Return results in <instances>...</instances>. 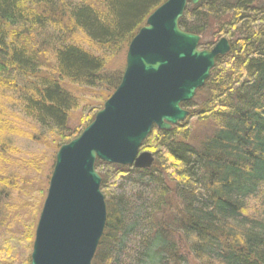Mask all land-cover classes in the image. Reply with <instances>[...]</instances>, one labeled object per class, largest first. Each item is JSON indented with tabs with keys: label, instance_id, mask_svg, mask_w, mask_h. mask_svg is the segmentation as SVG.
Masks as SVG:
<instances>
[{
	"label": "trees",
	"instance_id": "obj_1",
	"mask_svg": "<svg viewBox=\"0 0 264 264\" xmlns=\"http://www.w3.org/2000/svg\"><path fill=\"white\" fill-rule=\"evenodd\" d=\"M164 1L0 0V264L9 256L29 264L35 224L17 233L5 224L24 185L18 171L40 178L51 159V173L59 147L121 80L107 60L125 53ZM211 23L230 50L181 104L198 129L187 121L153 128L141 145L154 157L148 170L95 163L106 223L91 264H264V0H201L187 5L179 27L207 50L216 42L202 41ZM86 90L104 92L101 103L71 124ZM22 240L27 254L16 261L11 244L25 250Z\"/></svg>",
	"mask_w": 264,
	"mask_h": 264
},
{
	"label": "water",
	"instance_id": "obj_2",
	"mask_svg": "<svg viewBox=\"0 0 264 264\" xmlns=\"http://www.w3.org/2000/svg\"><path fill=\"white\" fill-rule=\"evenodd\" d=\"M200 1L165 0L147 16L127 46L118 86L82 132L56 151L29 264H91L106 223L96 161L148 170L154 158L141 145L152 129L168 131L188 117L181 104L230 50L225 38L200 50V36L179 27L187 5Z\"/></svg>",
	"mask_w": 264,
	"mask_h": 264
},
{
	"label": "rangeland",
	"instance_id": "obj_3",
	"mask_svg": "<svg viewBox=\"0 0 264 264\" xmlns=\"http://www.w3.org/2000/svg\"><path fill=\"white\" fill-rule=\"evenodd\" d=\"M216 24H210V28L209 30H207V33L205 34V36L202 37V41L204 40V42H208V40H213L214 42L217 41V34H216ZM201 40V38H200ZM216 43V42H215ZM214 43V44H215ZM212 47V46H211ZM210 47V48H211ZM209 48V49H210ZM200 49V47H199ZM201 50V49H200ZM208 50V49H207ZM126 52V50H125ZM124 59H125V53L124 51L121 52V54H117L111 61L107 60L106 62V66L107 70L109 71V73L111 74H115V72H123L124 69ZM96 91V89H95ZM95 91H90V90H86L85 92L80 94L79 98H83L82 100H80V105L79 108H77L76 110H72L71 111V117L73 119V121L71 122V124L75 123V120L78 119V116L80 115V113L83 112V109H87L89 106L90 107H96L98 108L100 103H101V94H103L104 92L98 90V95L96 94ZM100 110V109H99ZM186 110V109H185ZM187 123L191 126V128L194 129H198L199 127V123L197 122V120L195 118H186ZM183 121V122H185ZM182 122V123H183ZM23 138H18V146L21 150H30L31 148V144L28 143L27 146L24 144ZM25 140V139H24ZM36 148L39 149L40 152L45 153V155L49 158V156H51V150L45 148L42 145H36ZM150 152V150L148 149H141V152ZM153 153V152H152ZM154 158V157H153ZM51 160V159H50ZM48 161L45 163V165L42 168V176L40 178H38V173H26V172H20L18 171L19 175H17V178L19 179V183L20 185H22L24 183L23 186H20V198L18 199V205L14 206V204H12V207L7 211V216L9 217L6 222L5 220V224H7L8 222L10 223V226L13 229V233H17V231H22V227L23 229H28L30 228V226L32 227L33 224L37 223L40 211H41V207L43 204V200L45 198V195L43 197V199L41 200V198L39 197L40 191L44 189L46 191L48 183H46L47 179V175L50 176L51 173H49L48 168L51 167L52 164V160ZM154 164V162H153ZM47 168V169H46ZM46 170V171H45ZM105 172V169H103ZM45 171V172H44ZM103 172V171H102ZM103 172V173H104ZM118 177L114 178V179H110V185L112 183L111 186V190H116L117 186L121 183V179L117 180ZM117 180V181H116ZM116 181V182H115ZM42 184V187L40 189H38V187H40V185ZM46 194V193H45ZM10 207V206H9ZM14 219V220H12ZM12 220V222H11ZM4 224V226H5ZM35 229V228H34ZM0 230V241H1V237L3 236L1 234ZM27 232V231H26ZM16 238L21 237V234H15ZM26 243V241H21V245L23 246ZM13 252H11L10 254L17 260H21L22 258H24V255L27 254L26 253V249L24 247L25 250L20 249L17 245L11 244ZM20 251V252H19ZM13 263V259L11 258V256H9L8 259V264H12ZM4 264V263H1ZM6 264V263H5Z\"/></svg>",
	"mask_w": 264,
	"mask_h": 264
}]
</instances>
